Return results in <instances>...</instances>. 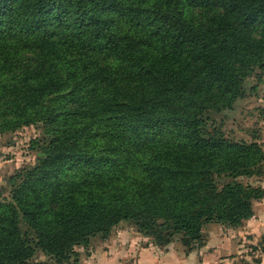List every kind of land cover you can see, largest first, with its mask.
Listing matches in <instances>:
<instances>
[{"label": "trees", "instance_id": "trees-1", "mask_svg": "<svg viewBox=\"0 0 264 264\" xmlns=\"http://www.w3.org/2000/svg\"><path fill=\"white\" fill-rule=\"evenodd\" d=\"M260 31L264 0H0V134L39 131L0 192V264H78L122 222L191 253L252 219L264 188L237 179L264 146L224 117L264 75Z\"/></svg>", "mask_w": 264, "mask_h": 264}, {"label": "rangeland", "instance_id": "rangeland-1", "mask_svg": "<svg viewBox=\"0 0 264 264\" xmlns=\"http://www.w3.org/2000/svg\"><path fill=\"white\" fill-rule=\"evenodd\" d=\"M249 85L253 89L248 92L247 97L238 103L234 112L224 117L225 129L229 135L236 139L249 142L257 139L264 146V75L252 78ZM38 135L39 131L34 127H26L15 133L0 134V192H4L7 195V178L15 170L35 163L36 154L30 149V144ZM237 181L262 187L264 177H240ZM237 229L228 228L220 224H212L206 230L205 236L207 240L204 245L209 242V237L217 236V241L219 240L218 236L224 234V238L227 241L226 245L231 246L230 250L225 252L227 258L233 259L235 257L231 256L230 253L239 242L241 244L244 243L248 247L251 260L255 262L258 255V251L255 248L259 246L262 237L257 240H250L246 236H239ZM250 241L252 243L257 242V246H252ZM168 247H172L173 250H176L181 255L190 254L185 252L184 247L179 242H174L165 247H156L149 238L143 237L136 228L127 222H122L118 224L109 239L101 240L96 238L89 249L78 248L81 254L78 264H138L139 262L150 261L154 255L156 256L155 259H157L158 255L156 253L165 252ZM145 249L150 250L153 254L142 255V251H145ZM42 260H46V258L42 257ZM237 261L242 262L241 258Z\"/></svg>", "mask_w": 264, "mask_h": 264}, {"label": "crops", "instance_id": "crops-1", "mask_svg": "<svg viewBox=\"0 0 264 264\" xmlns=\"http://www.w3.org/2000/svg\"><path fill=\"white\" fill-rule=\"evenodd\" d=\"M264 188V182H262ZM261 208V209H260ZM237 234L241 237H248L251 239H258L264 236V199L255 203V215L246 222L244 227L237 229ZM219 240L216 241L217 236L209 237L208 243L203 247L193 251L188 255H181L176 250L167 248V251L155 253L158 255L157 259L154 255L149 261L139 262L138 264H264V254H260L258 251L257 259H260V263H255L251 260V256L248 253V247L246 245L237 243L230 253L231 256H235L233 259L227 258L225 252L230 250L231 246L226 245L224 234L218 236ZM223 237V238H222ZM247 241V240H246ZM249 242V241H248ZM250 243H252L250 241ZM252 246H257L256 243H252ZM153 254L150 250L142 251V255L148 256ZM241 258L242 262H236ZM243 260H245L243 262ZM236 262V263H235Z\"/></svg>", "mask_w": 264, "mask_h": 264}, {"label": "clouds", "instance_id": "clouds-1", "mask_svg": "<svg viewBox=\"0 0 264 264\" xmlns=\"http://www.w3.org/2000/svg\"><path fill=\"white\" fill-rule=\"evenodd\" d=\"M166 11H170V10H166ZM171 15L175 17L176 13H171ZM248 43L253 45L264 46V31L257 32L251 35L250 37H248Z\"/></svg>", "mask_w": 264, "mask_h": 264}]
</instances>
